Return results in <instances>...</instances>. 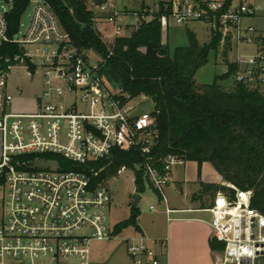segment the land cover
I'll use <instances>...</instances> for the list:
<instances>
[{"label": "built area", "instance_id": "obj_1", "mask_svg": "<svg viewBox=\"0 0 264 264\" xmlns=\"http://www.w3.org/2000/svg\"><path fill=\"white\" fill-rule=\"evenodd\" d=\"M8 2V11L0 10V52L6 44L17 45L20 52L6 57V69L0 71V264H90L91 244L117 237L108 225L109 181L96 180L107 165L98 169L96 164L110 160L115 150L150 157L158 138L154 109L139 113L138 106L110 91L102 63L90 66L88 52L70 43L45 1H35L23 37H10L6 16L13 0ZM97 9L108 14L114 40L127 27L137 29L157 16L166 34L172 27H207L210 40L221 38L219 51L231 53L236 46L230 62L238 65L234 82L264 94V33L247 22L262 12L259 8L243 0H159L134 15L115 1ZM241 47L251 49L242 54ZM17 67L31 79L39 75L38 95H14L10 71ZM28 104L32 109L24 108ZM185 162L168 156L163 174L143 166L145 182L163 204L172 171ZM230 188L232 194L217 193L211 207L202 210L212 216V239L224 246L216 264H257L264 257V214L252 206V191ZM123 241L128 264H168L166 241L136 231Z\"/></svg>", "mask_w": 264, "mask_h": 264}, {"label": "trees", "instance_id": "obj_2", "mask_svg": "<svg viewBox=\"0 0 264 264\" xmlns=\"http://www.w3.org/2000/svg\"><path fill=\"white\" fill-rule=\"evenodd\" d=\"M43 1L52 8L74 47L82 52L94 51L101 57V74L119 90L123 103L143 96L154 103L158 138L151 156L134 150H115L110 160L96 164L98 169L107 165L96 179L98 182L117 177L125 167L136 173L137 192L143 193V166L150 164L163 174L164 160L173 155L185 161L211 163L226 182L252 191V206L264 214V94L240 82H234L232 89L227 90L223 82L233 79L238 71V65L227 59V73L217 76L213 84L201 85L196 80L198 71L209 63L210 55L219 53V36L201 45L196 34L187 30V44L172 47L164 41L157 16L133 29L130 36L115 39L109 48L97 29L96 14L88 5L105 1ZM29 4L30 0H13L6 16L10 37L19 32L21 17ZM19 52L17 45L6 44L0 52V71L6 69L5 58ZM227 53L224 52V58ZM135 165L142 169L136 171ZM199 185L200 191L193 201L214 199L219 192L233 193L231 188L219 184ZM130 213L129 219L115 226L114 236L128 228L140 232V210L133 205ZM210 248L218 255L224 246L211 239Z\"/></svg>", "mask_w": 264, "mask_h": 264}, {"label": "rangeland", "instance_id": "obj_3", "mask_svg": "<svg viewBox=\"0 0 264 264\" xmlns=\"http://www.w3.org/2000/svg\"><path fill=\"white\" fill-rule=\"evenodd\" d=\"M35 1L30 0V4L23 13L20 21V27L18 36L22 38L23 35L28 30L30 25L34 9H35ZM126 0H119L117 5L119 9H122L123 4ZM136 1V0H132ZM159 0H154V2H158ZM239 1V0H235ZM246 4L253 5L259 8L264 16V0H243ZM89 8L93 10L96 14L97 24L100 22L104 24L108 14H97L99 13V9L96 8L98 5H94L89 3ZM10 7V2L8 0H0V10L8 11ZM136 9L139 8L137 5ZM131 11V10H130ZM141 11V10H139ZM133 11L130 12V15H134L135 12L139 14L141 12ZM148 21L151 20V17L147 18ZM129 21L135 23L136 18H131ZM110 28V27H109ZM98 29V27H97ZM106 28H101V35L103 42L107 47H111L114 43V39L112 38L111 30L113 33V29H109L107 31ZM190 30L195 32L197 35V39L201 45L207 44L210 42V35L207 27L201 24H191L187 28H181L179 34L177 35V39L175 42H170L172 47L174 46H185L187 44V36L186 31ZM134 32L133 29L127 27V31L123 34V37L130 36ZM172 34V31H171ZM167 34L163 33L164 41L166 39ZM235 46V45H234ZM236 46L233 52L230 53V58L235 59L237 52L235 51ZM251 48L245 49V47H241V53L246 54L248 50ZM89 54V64L91 67H96L101 64V57L94 51L88 52ZM219 54V53H218ZM212 53L209 58V63L199 70V74L197 77L198 84L204 85L212 81L213 76L218 70V74L220 73V68L217 65L219 62L220 54ZM218 55V56H217ZM217 69V70H216ZM10 84L12 87V91L16 97H18L19 93L22 94V97L33 98V96L38 95L41 92V82L39 75H36L33 79L29 78L27 75V71L23 67H17L10 71ZM106 86L110 91L116 94H120L119 90L112 84H110L105 78ZM234 85V80L231 79L229 81L223 82V86L226 87L227 90H231ZM132 105H136L139 107V113L143 112H151L154 109V103L151 100H144L143 97H138L131 101ZM33 105L28 104L27 107H24L27 110L32 109ZM140 165H135L136 171H140ZM187 169V179L186 182L188 184L187 190H194L196 186V182H198L202 177L205 179L209 178V180H213L215 182H220L221 178L215 176L216 170L214 169L211 163H202L200 164L197 161H187L185 167ZM140 169V170H138ZM176 175L178 177L181 176L183 170L180 167H176ZM217 175V174H216ZM136 173L130 170H126L121 174L118 173L117 177L109 180L108 188L110 194L112 196V207L107 211L108 216V225L115 227L116 225L126 221L130 217V208L135 205L141 212L139 217V222L148 227L151 233H158L163 230V223L165 216L160 210V207H163V203L160 199L159 194L151 188L149 183L145 182V191L143 193L137 192V187L135 183ZM264 180V174L262 176ZM223 186L231 187L233 184L226 182L223 179ZM165 194L170 201L171 206H184L183 198L181 196V191L177 188V183H173L170 187L165 189ZM140 196V201L136 203V197ZM213 202V199L208 197L204 200L203 203L197 204L196 207L198 209H207L210 204ZM151 207L155 208V211H150ZM194 216V215H193ZM196 217L203 220H210L211 215L208 213H199L195 215ZM184 217V216H182ZM134 233L133 228H128L124 230L120 235L110 241H102V242H93L90 246L91 255H90V264H128L127 259V248L123 241L126 236H129ZM178 253H181V264H199L197 255L201 252L200 244L196 245L193 242L184 241L181 243L178 249ZM198 253V254H197ZM220 253V252H219ZM184 257V259H183ZM220 255L217 256V260ZM257 264H264V257L257 261Z\"/></svg>", "mask_w": 264, "mask_h": 264}, {"label": "crops", "instance_id": "obj_4", "mask_svg": "<svg viewBox=\"0 0 264 264\" xmlns=\"http://www.w3.org/2000/svg\"><path fill=\"white\" fill-rule=\"evenodd\" d=\"M103 1H105L104 3H111L112 1H115L116 5H117L119 0H103ZM154 4H155L154 0H136V1L126 0L123 4L122 9L131 10V11H139L142 8H144L145 6H153ZM137 5L139 6L138 9L135 8ZM96 8H97V6H96ZM261 13L257 17H255L251 20H248L247 22L249 24L255 25L262 33H264V16ZM97 14L102 15L101 12H99ZM97 27H98V30L100 32H102L101 31L102 27L106 28L107 31H109L110 28L113 29V27L111 25H109L106 22V20H105L104 24H101L99 22L97 24ZM180 30H181V27H172L171 29H169L167 36H166V39H165V43H167V42H169V44H170V42L174 43L175 39H177V35L179 34ZM171 31H172V34H171ZM111 34H112V30H111ZM219 54L218 55L220 56L221 59L219 60V62H217V65L220 67V68H218V69H220V73L218 74V70L216 69L217 72L213 76L212 81L205 84V85L213 84L215 81V78L217 76H222V75L227 73L228 66L226 63V59L229 62L235 61V59L233 60L230 58V53H227V58H224V52L219 51ZM198 74H199V71L196 75V79L198 77ZM186 163H187V161L185 162V164L183 166H178L181 168V170H183L180 177H178V175H176V169H174L172 171L171 177H170V184H168V186H167V187H170L174 182L177 183V188L181 191V196L183 198L184 206H171L170 201L166 196L167 202H166V204H163V207H160V210L162 213H159V214H163L165 216L164 223H163L164 224L163 230L161 232H158V233H156V232L151 233L150 230L148 229V227L143 226L139 222V219H138V224L140 227V232H138V233L144 235L146 238H148L149 240H152V241H166L167 242V244H168V246H167L168 247V249H167L168 264H181L180 261H181L182 251H180V254H179L178 249H179V246L181 245V243H183L184 241L193 242L196 245L200 244L201 252L199 254L197 253L198 254L197 260L201 261V262H199V264H216L218 255L213 253L211 248H210V241L212 239V230H211L209 223L212 220V216H211V219L208 221L200 219V218L195 216L196 214H199V213H206V212L202 211L203 209H198L196 207V205L203 203L204 200L208 197H204L201 200L198 199L197 201H193L192 198L195 194H197L200 191V185H199L200 182L205 183V184L222 185L223 184V178L216 172L217 175L215 174V176H216V178L217 177L221 178L220 182H218V181L215 182L213 180H209V178L204 180V178L202 177L198 182L195 183L197 187L194 190H187L186 189L188 186V184L186 182L187 169L184 168ZM205 163H209V162H205ZM213 201H214V199H213ZM212 204H213V202L210 204L209 207H211ZM167 208L171 210L170 215H167L165 213V209H167ZM182 216H184V217H182ZM134 232H135V230H134ZM183 259H184V257H183Z\"/></svg>", "mask_w": 264, "mask_h": 264}, {"label": "water", "instance_id": "obj_5", "mask_svg": "<svg viewBox=\"0 0 264 264\" xmlns=\"http://www.w3.org/2000/svg\"><path fill=\"white\" fill-rule=\"evenodd\" d=\"M162 50L165 51L166 50V47H163ZM140 199H141L140 196H137L136 197V203H138L140 201Z\"/></svg>", "mask_w": 264, "mask_h": 264}]
</instances>
